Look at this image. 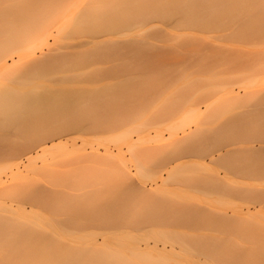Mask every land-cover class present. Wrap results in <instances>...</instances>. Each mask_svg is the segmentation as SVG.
Returning a JSON list of instances; mask_svg holds the SVG:
<instances>
[{"label": "rangeland", "instance_id": "rangeland-1", "mask_svg": "<svg viewBox=\"0 0 264 264\" xmlns=\"http://www.w3.org/2000/svg\"><path fill=\"white\" fill-rule=\"evenodd\" d=\"M153 23L156 24L158 29L160 27L162 29H165V31L164 30L163 31L168 36L167 48L156 49L158 53H163V55L162 54L160 55L162 56V58H160V56L158 55L159 59L162 60L161 61L162 63L164 61L163 57L167 54V52L170 53L168 54L167 57L165 56L166 59L168 58V60H166V62L168 61V65L166 67L167 72L165 71L160 72V73L156 72L157 73V75H155L156 77L155 79H157L156 81L152 80L153 79L152 78L151 79L152 81H149V82L142 81V85L139 84L140 82L139 83L136 82L139 84L138 91L133 88L134 91H136L134 92L133 95L132 94L131 96L128 95L129 96L128 98H123L122 100L119 101L120 106L118 110L115 112L114 111L111 112L114 115L116 114L115 116L114 115L109 116L106 113L104 115H100V114L97 115L95 117L96 122L99 121L98 123H101L102 125L100 126L101 130L99 129L97 130L96 129L97 127L96 128L94 127L96 130L92 128V130L85 131L84 129L86 127L87 129L91 128L90 126L91 122L90 123L88 122L89 125H87L88 123L84 122L86 123L83 126L85 128L81 129L80 132H78V130L73 131V132L66 131L60 136H55L53 138L47 139L45 142L38 143L37 145H35V148L32 149L30 152L29 151L23 152L22 150V153L19 152L17 154L18 156L17 155L12 156L9 153L10 151L9 147L11 146L9 145L10 143L8 142V140L11 139V137L9 139L8 138L5 139L0 136V154H1L0 155V189L14 183L17 175L19 176L26 175V177L28 176L35 177L34 175L38 174L36 176L41 177L42 175H39V173L40 174L42 173L41 170L43 171L45 169L44 171H47L46 169L48 168L50 170L52 168L54 169L58 168L59 171L63 170L64 168L63 172L67 169L69 171V169H74V168L75 169L77 168V170L81 168L83 171L84 169L92 168L95 173V170L100 171L102 168H105V169L107 167L109 168V166H106L107 161H109L108 165L114 166L115 165L114 163H116L115 162L116 160H119L120 162L124 160L123 162L127 164V168L130 171V176H131L130 181L132 180L130 182L132 185H130V188H127L128 190L126 191L128 193L133 194V192H131L133 190L134 191L133 196L131 194L130 196L128 194L126 195V192H124L125 191L124 189H123L124 191L120 189L121 193L119 192L120 190H118V193L112 191L116 193L117 195H119V198L116 195L111 196V194L113 195L114 193H110L109 195V190L105 188L106 186L109 188L110 180L109 182L105 180L104 184L106 185L104 186L97 184V182L99 181L98 180L96 182L97 184L96 185V184H93V180H92L93 178L91 179V176L89 177L90 178L89 187L87 183V180L89 178L87 180L85 179L86 185L84 183L83 184L79 183V181L84 182L82 181V179L79 178L80 179L78 181L79 185L82 184L85 186L83 187L81 186L82 188L79 187L81 189L77 191L76 189H72L68 185L69 183L67 184L65 181L63 183V180H66V179H67V182L68 181L74 182L75 180L71 178L72 175L71 176L69 175V177L72 180H68V177H67L68 175H67L66 176L67 178L61 181L64 187L68 185L67 187L70 189H68L67 187L64 188L63 186H57V187L51 186L52 183L51 185L50 183L48 184L46 181L47 178L45 177H42L40 179L37 177L34 178L36 180L34 183V185H36L35 188H38L40 191H43V193H45L44 197L46 195V191L48 192V188L49 190L51 188H53L54 190L55 188H58L57 190L60 192H63L64 190V193H63L64 196L63 195L62 196L65 197V199L67 197L68 201L65 200L67 201V203L74 200V202H71V204L73 203L74 207L72 205H71L72 207L69 206L70 205L69 204L67 206L68 208L66 207L68 211H66L65 213H62L61 210L54 211L58 207L51 211H48V210L52 208H47V207H44L45 210L43 208L39 210L41 214L49 221L50 226L49 225L48 227L46 226V229L52 232L56 231V238L59 239L60 241L58 242L59 244L62 242L63 246L66 244H67V247L75 246L74 249L84 248L90 245L104 247V246H107L106 244H108V246L111 249H113L114 251H118L117 257H116V259L118 260L116 259L114 260V263L118 261L117 264H170V263L171 264H226V263L227 264H249V262H252V264H260V262L264 260V164H263L264 163V153L262 154V157H258L259 160L253 159L251 157H254V156H251V153L247 150V148L251 147L257 150V148L261 146V148L264 150V31L260 32L259 34L250 33V32L245 33L241 36H238L239 38H233V39H228V38L215 39V42H219V44H223L224 46L228 47L227 52L223 53V55H228L230 59L208 60L205 58H199V55L198 54L194 55L195 54L194 52L183 50L182 48H179L176 45L173 46L175 42L174 40L175 33L189 31V32L201 34L200 31L197 29L194 30L191 28H186L187 25L182 16H179L178 14H172V15H168V20L166 21L156 20ZM155 29L158 30L157 28ZM162 29H160V31ZM149 31L150 33L154 32L153 30L151 31V29ZM55 33H56L55 38L57 41H55V43L52 45H56L58 43L69 42L70 40L71 41L74 40L76 37L78 38V35H76V37H75V34L71 35L72 32L70 31L68 24L62 26L59 29V31ZM150 33L148 34L151 35ZM160 33L161 32H157L156 34L152 33V34L157 36V38H159L163 36V34L159 36ZM137 34H140V33H134V35L136 36ZM203 35L212 37V35H215V34L205 33ZM19 36L20 34H18L15 37L19 41H22L21 38L23 35H21L20 38ZM152 36L146 35L144 31L143 33H141V36H140L141 38L139 36L137 37L139 39H142V37L143 39L145 38L144 39L145 42L153 41L156 44L158 43L159 45L160 44L162 45L161 42H163V39L161 40L160 38V42H159V39L157 38L153 37L154 39H157V40H153V38H151ZM49 39H50L49 40L50 43L54 42L53 41L54 38L50 37ZM172 40H174L173 43H171ZM162 46H165V45L163 44ZM155 48H152V49L154 50ZM37 49L38 48H36L35 53L39 54L41 50L37 51ZM156 50H154V52H157ZM25 52H27L25 54H29L30 50H25ZM16 54L17 53L14 52L13 55L15 56H12V57L8 56V57L13 58L14 60H17ZM194 56H197L198 58H195ZM10 58L8 59L6 58L8 66H10L12 63H13L12 64L13 66L18 63L15 61L16 63L15 64L13 62L14 60L12 61ZM139 58L141 57H138V59ZM157 58L158 57H156V60ZM243 59H247L248 62H244L242 64L241 61ZM160 60L155 61V64L153 62V65H155V67H158L156 65L160 64ZM139 61H143V60L141 59ZM146 61L148 62V60ZM134 63L136 64V62ZM149 63L150 62H148L147 64ZM133 65L131 66L134 67ZM164 65H165V62L163 63V66ZM89 66L83 69L84 72H86V70L88 72L94 69V67L98 68V69H95V71L93 70L92 73L94 74L96 73V71L100 72L99 67H101L102 65L94 64V65H89ZM131 66L130 68L132 69ZM83 70H81V72ZM133 70H135V68ZM150 71L152 72V70ZM84 72H82L83 76L86 74ZM151 72H150L151 75L156 74L155 72H152V73ZM139 73L141 76L142 75L144 76V74L150 75L148 74L149 72L146 73V72H143L142 70V72L137 73L135 78H137V76L140 77ZM89 74L90 73L86 75L88 76V78H91L89 77L91 76ZM96 74L94 76H97ZM100 74L101 72L99 73V75ZM57 75H60V74L46 75V77H44L45 75H43L42 77L38 79V81H41V82L42 80L48 81V80L53 79L51 78V76H53L55 78L53 80L55 81L60 82L62 80V82L63 81L66 82L70 80V77H71L73 80L72 79H71L72 81L70 80L71 83L69 85L74 83L73 81L75 78V83L73 85L74 89L76 86L83 88V87H86V86L89 87V85L90 86L92 85L94 87V84L98 85L99 87L100 86L103 87V88L100 87V89L101 88L105 89V88H108L107 87L108 85L106 87L103 85H106L107 83L108 84L110 83V85H112L113 83L111 81L115 83L111 87H114L116 86V84L119 83V82L118 83L115 82L116 81L115 79L107 78L109 80L107 81V79L102 78V75H100L102 79V81L100 82H97L98 80H95L96 78L101 80L100 77L98 76L95 78L93 77L94 78V79L92 78L93 80L91 79L93 82L96 81L95 83L89 80L87 76L86 77L84 76V77L87 78L91 83L89 81L85 82L86 79H84V77L81 75L80 77L76 75L75 76L73 75L70 77L61 75V77L64 76L65 78H61L60 76H58L59 80L55 77ZM153 76L154 75H152V77ZM77 77L80 79L83 77V80H84L83 82L79 80L80 81L79 85L77 83L78 81ZM149 77L148 79L151 78ZM48 78H51V79H48ZM66 78H69V79H66ZM131 80H132L131 82L126 81L127 84L129 83L128 85H131L130 83H133L134 85L138 86V84H135L133 82V81H136L134 80V78ZM138 80L140 81L141 79L138 78ZM144 81H145V78H144ZM65 82H63L64 85L68 84ZM97 83H100L101 85ZM122 84L123 86H121ZM122 84L118 86L122 87V89L123 87H127L126 86L127 84L125 86H124V83ZM69 85L68 86L66 85L64 87L72 88V86H69ZM134 85H132V87ZM88 87L86 89H89ZM71 88L70 90H72ZM116 88L118 89V87H115V89ZM94 89H96V86L94 87ZM80 90L83 91L82 89ZM96 90H99V89H96ZM107 112L109 111L107 110ZM93 124H95V121ZM125 131H128L129 135H127ZM199 132L202 133L201 135L205 134L203 136V139L206 140L208 138V142L207 141L201 142L206 145H204L203 147H199L201 148L200 151L196 152L194 148L198 146L195 147L196 144L195 145L193 144V142L195 141L193 140V138L191 139L190 135H193ZM6 135L7 134H5L4 137H6ZM126 135L130 138V141H129V138L125 140ZM187 136L190 137V140H191L190 143L194 145V147L193 145H191L192 148H189V149H192V151L194 150V154L189 155V152H185V151H184L185 154H182L183 153L182 151L178 156H175V157H172L174 155L173 153L171 157L165 154L167 151L165 147H168L169 143L173 144L174 141H178V140H180L181 142V139L182 138L184 139V137H187ZM195 138L196 136H194V139ZM197 138L199 139V137ZM12 140H14V138L11 139L10 141ZM186 141H188V139ZM186 141L185 143L182 142L184 146L187 143ZM199 141H202V140L199 139ZM11 143L14 144V141ZM15 143H16L15 145H17L18 142L15 141ZM174 144L175 145L173 148H176L175 146H178L177 148L181 146L180 148H182L183 146V145L176 144V142ZM209 144L210 145L213 144L212 148L210 149H209L210 147ZM220 144H222L221 146L223 147L219 150L217 149L216 151V146ZM189 145H186L187 149L183 147L182 150H186V151L189 150L188 149ZM14 147L18 148V145ZM14 147H11V149H14ZM207 147H208V150H206ZM168 148H170V146ZM234 148H240V150L232 154H227V155L225 154L223 156H220L221 154L225 153V150H231ZM155 149H157L158 151L159 149L160 150L162 149L159 152L164 154L165 157L164 155L161 156L159 154L158 156H156V154H153V156L155 157H152V156L141 157L140 155V151L148 150L146 152H150L151 150L154 151ZM16 151L14 149V152ZM20 151H21V146H20ZM162 151L165 153H163ZM175 151L176 149L174 150V152ZM204 151H207V152H204ZM171 152L169 151V153ZM176 153L177 152H175V154ZM227 156L229 158L232 157V159L228 160L226 158ZM119 161L117 163H120ZM46 166L48 167L46 168ZM16 167L19 168L18 173L15 172ZM59 168H62V169H59ZM115 168L117 169V167ZM49 169H48V173H51L49 172L50 171ZM36 170H40V171H36ZM58 170H57V173H58ZM71 171L72 170H70V172ZM63 172H60V173H63ZM60 173H58V175ZM64 173L61 175H65ZM77 174H78L77 176H79L80 172L79 173L77 172ZM82 175H87V174L84 173ZM90 175H92V173ZM85 177L87 178L88 175ZM93 177H96V176H93ZM116 177L117 176H115V178ZM75 178L76 180L78 179V177H75ZM114 180L112 179L111 183L112 181L114 182ZM73 182H71V184ZM115 183L116 181L112 184H115ZM100 184H102V182H100ZM112 184L110 186L111 190H115L114 186L116 187L117 185L118 186L121 185L119 188L124 186V185L122 186V184L119 185L118 181H117V185H114L113 187H112ZM105 189L107 191H105ZM54 190L52 191L54 192ZM87 190H89L88 193H87ZM135 190L137 193L135 192ZM40 191H39V194H42ZM139 191H140V194H139ZM60 192L58 193L59 196L61 195ZM67 192H68L69 198L67 196ZM106 192H108V194ZM54 193L56 194V191ZM123 193L126 195L127 199L130 198L129 201H126V202L128 203L130 202L129 204L132 203L131 205H134V206H131L128 203L125 204L124 201L127 199L124 200L125 195ZM144 193L145 194L147 193L148 195H145ZM71 194H74L75 196ZM77 194L78 195L80 194V196H78ZM136 194L138 196L143 194L144 197H142V195L139 196L140 198L142 197L141 201L142 200L145 201L147 196L150 197L151 195H152L151 198H148V199L153 200L155 198L153 196L154 194L157 195L156 196L157 198H158V195L160 194L159 196H163L166 199L169 198L168 200L165 199V201L166 202L169 201V203L172 202L174 206H172L173 208L170 210L171 206L169 207L167 206L170 204H167L165 202L166 204L164 205L168 207V210L165 207H163L164 205L162 204H161L162 205L161 207L165 208L166 211L168 212L164 213L165 210L162 208V212L164 214L161 213L160 209H159V212L155 213L154 212L155 210L153 209V207L156 205L153 204V207H151L149 205L151 201H149L148 199H146L148 200V202L145 201L147 204L145 202H141L140 198ZM76 195L79 198L75 199L74 197H76ZM86 195L88 197H84ZM90 195L91 197L92 196L93 197L89 198ZM120 195H121V198H120ZM50 197L51 196H49L48 198L50 199ZM111 197L113 198L112 203L114 204V202L117 201V204L119 206L116 205L117 208L115 210L113 209V210L108 211L109 208L106 209L105 204L107 200H109L108 202H111L110 201ZM83 198H84V201H81L83 200ZM87 198L88 200L89 199L93 200L94 201L93 204H90L92 203V201L91 202L88 201ZM131 198L135 199L136 201L139 200L137 201L138 204H134ZM161 198L162 197H160L159 199ZM61 199H60V202H61L60 205L63 206L64 200L61 201ZM77 199H80V202H83V204L86 203L85 200L90 203L89 204L86 203L84 205L79 203L80 204L79 205L78 204L79 200L78 202H76ZM94 199H96L97 201ZM158 200L154 199L153 202L156 203V201ZM118 201L121 204V206L118 203ZM0 202H5L7 205H12L13 208H15L18 205H22L26 208L27 212L28 211L30 212V214L34 210H38L36 207L34 208L32 206V203H30L29 201H24V203L23 202L19 203L17 199L15 198L13 199L3 198V200L0 198ZM67 203L65 205H67ZM75 203H77L76 206L77 205L79 206V208H77V211H78L77 214L75 212L76 215L73 213V211H76V206L74 205ZM142 203L146 204L147 206L149 205V207L146 206L147 208L143 209L145 205L143 206ZM87 204L89 205L90 209L87 207ZM127 204L129 205V207H127L128 206ZM84 206H86L85 208H88V209L86 210H84V208L80 209L81 207H84ZM136 206L141 207L143 211L139 212L138 214H131L128 210H125L126 208L131 209ZM189 206L192 208L193 211L191 210ZM100 207L103 209H100ZM112 207L113 206H110V208ZM71 208L72 209L74 208L73 211L69 210ZM158 208L159 206H157V208L155 207L156 211H158ZM176 208H178V210ZM194 208L198 210L196 211L194 210ZM148 209L151 210L150 213ZM63 210L65 211L64 207H63ZM97 210L100 212H98ZM53 211L56 213H54ZM58 212H60V214ZM146 212L148 213L146 214ZM170 212H172L173 214V215L171 214L172 216L170 215ZM202 212L203 214H201ZM204 212L206 213V215L204 214ZM1 213L2 211H0V214ZM126 213L127 215H125ZM153 213H155V215H153ZM157 213H159L160 215ZM175 213H178L179 215L178 214L175 215ZM184 213L185 214L188 213V214L185 215ZM5 214L10 215L9 213L3 212L4 217H7L5 216ZM129 214L130 216H128ZM162 214L163 215L168 214L166 217L167 219L165 218L167 221L162 220V216H163ZM97 215L100 216V218ZM188 215H190V217ZM205 216H208V217H205ZM170 218L172 221L177 223L175 224L174 222H172L175 226L171 225L172 224L170 223L171 220L170 222H168V219ZM203 218H205V220ZM218 218H220L222 222H219L220 220H217ZM221 218L226 219V221L229 220L228 221L229 223L227 224L224 221V224H223V220ZM9 219L13 220V218H9ZM56 219L58 220V223L55 221ZM87 219H89V221ZM155 219L157 220L160 219L161 223H160V220H159V223H156ZM173 219H175L176 221ZM184 219L185 220L187 219V222L184 221ZM188 219H189V223H188ZM190 219H193V220H190ZM199 220H201V222ZM104 221L106 222L109 221L107 225H109L110 223L111 224L109 226L106 225L104 227H101L102 225H105ZM164 221H166V225L165 223H163ZM235 221L237 222L235 223ZM115 222L117 225L119 223V225L118 226L116 225V227H115V224H113ZM195 222H198V223H195ZM204 222L205 224H203ZM232 222H234L235 225L238 224L237 227L234 224H232ZM217 223L219 224V228L216 226ZM181 224H183L184 226ZM188 224L190 228L188 227ZM222 224L225 227L222 226ZM229 224H232V226L230 225L231 227L228 228L227 225ZM206 225L207 227L208 225L210 226L207 228ZM58 226H60L61 228L60 227L58 228ZM193 226H195L196 228ZM226 226H227V229H225ZM220 229L222 230V232ZM63 230L65 231L63 232ZM103 238L106 239L105 244L103 243ZM174 238L177 240L178 244ZM203 239H205L204 243L206 244L208 243L210 248L213 247L212 248L213 250L210 249L212 250L211 252L209 250V247L206 244L202 245ZM210 239L212 240V243ZM194 240H198V242L200 241L199 244L203 248V250L201 249L200 246H199L200 250H198L199 249L198 244L196 245V243L198 242ZM0 241L2 242L3 239ZM4 241L6 242H3V243H6V244L9 243L7 242L8 239ZM191 241L195 242L193 243V245L195 244L194 246H192ZM13 242H10L9 245L12 246ZM17 242H18L17 246L19 248L14 247L15 250L13 253H15L16 251L18 252V249L19 250L21 249L20 252L26 253V254L24 253L25 257L22 258V256L24 255L22 256L17 255L20 258H17L16 256L15 257L10 256L9 258L7 256L9 260L10 259L19 260V259H36V258H57V257H51L52 254H54L52 256L56 255L58 256V258H60L61 256L68 254V252L67 254L65 252V250H67L66 246L65 248L63 247L64 249V251L62 250L63 252L60 251V253L57 252V254L53 253L54 251L53 252L50 251L51 247L49 249L47 247V250L45 248L47 253L49 252H52V253H49L50 255L47 254L48 256L47 255L44 256V254L41 255L44 252V248H42L43 250L39 248L40 249L39 250L38 247H35V245L33 246V244L35 243L31 242L33 243L31 244L29 243V241L28 242L26 241L27 243H25V241L20 242L19 240ZM19 243H23L22 245L29 243L28 246L26 245L28 248L26 249V246L24 245V251H22L23 248H20ZM36 243L38 245L41 242H36ZM146 243H150L149 245L156 244L157 250L146 248L145 247ZM6 244H2V245L0 244L1 246L5 245L4 247L0 249V252H2V254L5 253L6 255H8V252L10 250L8 249V246H6ZM170 244H174L175 246L174 251L182 255V256H179L180 257L179 259H177L178 257L172 258ZM210 244L213 246H211ZM29 245L31 247L33 246L35 249H37V252L39 253L41 252V253L40 254L37 252L36 254L32 253L31 251H33V248L29 249L31 248L29 247ZM163 245H165V248H163ZM205 245L208 247V249ZM222 247L224 248L223 250H221ZM4 248L6 250H4ZM11 248L14 249L13 246ZM28 249L29 251H27ZM208 250L210 253L208 252ZM46 251L44 253H46ZM68 251H69V248H68ZM217 252L219 253L216 254ZM13 253L9 252V255ZM2 254H0V257ZM215 254L218 257L217 259L221 258L220 259L221 261L216 259ZM72 256L70 254L71 258ZM88 257L89 256H86L85 258L82 257L85 263L91 261V263L89 262L90 264H92V262L93 264H95L94 262L97 259L96 260L94 258L89 259ZM1 258H3V256ZM7 258L4 257V259L6 260ZM82 258H80L81 259L80 261H82ZM235 258L237 261L235 260ZM4 259H1L0 261H3ZM77 259L79 258L77 257ZM97 262L98 260L96 261V264H98ZM82 263L83 262H81V264Z\"/></svg>", "mask_w": 264, "mask_h": 264}, {"label": "bare ground", "instance_id": "bare-ground-1", "mask_svg": "<svg viewBox=\"0 0 264 264\" xmlns=\"http://www.w3.org/2000/svg\"><path fill=\"white\" fill-rule=\"evenodd\" d=\"M113 2H115V0H0V134H1L0 136L2 138H5V139L6 138L9 139L10 137H11V139L14 138V140H12V141H10L11 139H9V140L7 139L8 142L10 143L9 145L11 147L18 145V148L14 147L15 151L17 149L16 152H14V149H11V147H9L10 148L9 153L12 156H16L19 152L22 153V150H23V152H28V151L30 152L32 149L35 148V145H37L38 143L45 142L47 139L53 138L55 136H60L61 134H63L66 131L67 132L68 131L73 132V131L78 130V132H80L81 129L85 128L83 126L88 122L89 123L91 122V125H90L91 128L87 129V127H86L84 129L85 131L92 130V128L94 130H96V129L101 130V128H100V126H102L101 123H98L99 121L96 122L95 117L97 115H99V114L104 115L105 113L108 114L109 116L114 115L111 112L112 111L115 112L118 110V108L120 106L119 101L122 100L123 98H128L129 96H131V94L133 95L134 92H136V91H134V89L138 91L139 84L142 85V81L143 82H149L152 80L156 81L157 79H155L156 78L155 75H157L158 72L159 73L163 72V71L167 72L166 67L168 65V61L166 62V60H168V58L166 59V57L170 53L167 52V54L165 55L166 57L165 56L163 57V60H164L163 63L165 62V65L163 66V63L161 62L162 60L159 59V56L161 54L163 55V53H158V51L156 49L167 48L168 36L164 32L165 29H162L161 27L158 29L156 24L153 23L156 20H165L166 21V20H168V15H172V14H178L179 16H182L185 20L186 25H187L186 28H191L194 30L197 29L200 31L201 34L189 32V31L181 32V33H175L174 34L175 42H174L173 46L176 45L177 47L182 48L183 50L194 52L195 53L194 55L198 54L199 58H205L208 60L230 59V57L228 55H223V53L227 52L228 47L224 46L223 44H219V42H215V39H225V38L233 39V38H239L238 36H241L245 33L250 32V33L259 34L260 32L264 31V22H262V19H261L259 0H155L156 3H159L161 5H177V6H173V7L162 6V7L148 9V10H139V9H133V8L106 9V8L91 7V5L113 3ZM82 5H89V7L82 8L81 7ZM65 17H67V18H65ZM66 24H68L70 31L72 32L71 35L75 34V37H76V35H78V38L74 37L75 39L72 41L70 40L69 42H65V43L56 42L58 44L52 45L55 43V41H57L55 38V35H56L55 32H58L59 29ZM153 28L154 29L157 28L158 30L155 29L156 30L155 31ZM150 29H151V31L153 30L154 32L150 33V31H149ZM160 29H162V30L160 31ZM144 31H145V34L148 36H152L153 34H156L157 32H161L159 36H161L162 34H163V36L157 38V36L153 35L151 38H153V37L157 38V39H159V42H160V38H161V40L163 39V42H161V43H162V45L164 44L166 47L162 46L161 44L159 45L158 43L156 44L153 41L145 42V40H144L145 38L143 39V37H142L143 40L139 39L137 36L140 37L141 33H143ZM132 33H133V35H132ZM134 33H140V34H137V36H136V35H134ZM148 33H150L151 35H149ZM205 33H213L215 35H212V37L211 36H204L203 34H205ZM16 34L17 35L20 34V36L23 35L21 38L22 41H19L18 39H16V37H15V36H17ZM20 36H19V38H20ZM142 36H143V34H142ZM50 37L54 38L53 39L54 42H52V43L49 42ZM154 38H153V40H157ZM174 40H172L171 43H173ZM36 48H38L37 51L41 50L39 54L35 53ZM152 48H155L154 50H156L157 52H154V50ZM173 48H175V47H173ZM25 50H30V53L25 54V53H27V52H25ZM17 51H19V52H17ZM14 52H16L18 54V55L16 54L17 60L10 58L12 56H15V55H13ZM79 52H81V53H79ZM164 52H165V50H164ZM154 53H156V54H154ZM8 56H10V57H8ZM155 56L158 57L157 58L158 61L160 60L161 65L160 64L156 65L158 67H155V65H153V62L155 64V61H157ZM138 57H141V58L138 59ZM194 57L198 58L197 56H194ZM6 58L7 59L10 58L12 61L14 60L13 61L14 63H15V61L18 63L17 64L15 63L16 65H14V66L12 65L13 63L10 66H8ZM148 58H150L151 60ZM160 58H162V56H160ZM141 59L143 61H139ZM146 60H148V62H150V63L147 64L148 62ZM134 62H136V64ZM241 62L243 64L244 62H248V60L243 59ZM133 63H134V65H133ZM94 64L102 65L101 67H99V71L101 72L100 75H102L103 79H107V78L115 79L116 80L115 82H117V83L121 82V83L120 84L118 83V84H116V86L111 87L112 85L115 84L113 81H111L113 83L112 85H110V83L103 85L105 87L108 85L107 86L108 88L104 87L105 89H102L103 88L102 86H100V87H102L100 89V87L98 85L94 84V87L96 86V89H99V90L94 89V87L92 85L91 86L89 85V87L86 86L83 88L82 87L80 88L78 86L79 89L76 86L77 88L75 87V89H76L75 90L73 88V85L75 83V78L73 77L74 83L69 85L71 83L70 80L72 79L70 76L76 75V76L80 77L81 73L84 72V70H83L84 68H86L89 65H94ZM142 64H143V66H142ZM131 65H133L134 67H132ZM130 66L132 67V69L130 68ZM135 66H137V67H135ZM162 67L163 68L165 67V68L163 69ZM134 68H135V70H133ZM95 69H98V68L94 67V69H92L88 72L86 70V72H84L86 74L90 73L89 75H91V76H89V77H91V78H88V76L86 74L84 76L85 77L87 76V78L89 80H91L93 77L95 78L97 76L100 77V79H101V76L99 75L100 72L96 71V73H98V74L92 73L93 70L95 71ZM81 70H83V71L81 72ZM142 70H143V72H146V73L149 72L148 74H150V72H151L150 70H152V72H155V73L157 72V73L152 74V75H154L153 77L151 74L150 75L144 74V76L143 75L141 76L139 73L140 77L137 76V78H135L137 73L142 72ZM53 74H60V75L55 76L58 80H59L58 76L61 77V75L70 77V80H68L66 82L63 81L65 83H68L65 85L62 82V80L60 82L53 80V79H55L53 76H51V78H53V79L48 78L51 80H48V81L45 80L46 82L43 80H42V82L38 81V79L40 77H42L43 75H45L44 77H46V75H53ZM95 74L97 76H94ZM64 76L61 78H65ZM81 76H83V73ZM83 77L81 78L82 80L80 78H78V81L76 80L78 85H79L80 81L81 82L84 81ZM85 77H84V79H86L85 82L89 81ZM148 77L150 79H148ZM133 78H134V80H136V81H133L135 84H138L140 82L138 84V86L134 85L133 83H130L131 85H128L129 83L127 84L126 81L131 82L132 81L131 79H133ZM138 78L141 80L139 81ZM144 78H145V81H144ZM66 79H69V78H66ZM146 79H147V81H146ZM95 80H98L97 82L102 81V79L99 80L98 78H96ZM107 81H109V80L107 79ZM95 82H93V83H95ZM136 82H138V83H136ZM122 83H124V86L127 84L126 86L128 88L123 87V89H122V87L118 86V85H121ZM97 84H100V83H97ZM103 84H105V83H103ZM66 85L72 86V88L66 87L67 88V90H66V88L64 87ZM132 85H134L135 87L134 86L132 87ZM97 86H98V88H97ZM121 86H123V84ZM87 87L89 89H86ZM115 87H118V89L117 88L115 89ZM70 88L72 90H70ZM80 89H82L83 91H81ZM107 110L109 112H107ZM109 113H111V114H109ZM93 118H95V119H93ZM94 121H95V124H93ZM84 122H86V123H84ZM89 123L87 125H89ZM94 127L95 128L97 127V128L95 129ZM4 131H6L7 133ZM85 131H83V132H85ZM125 133L127 135H129L128 131H125ZM199 133H196L197 135L196 134L190 135L191 139L193 138V140L195 141V142H193V140H192L193 144L194 145L196 144L195 147L198 146V147L194 148L196 152L200 151L201 148H199V147H203L204 145H206V144H203L201 142H203V141L208 142V138L207 139L205 138L206 140L203 139V136L205 134L201 135L202 133H200V135L202 136L201 137L199 135ZM5 134H7L6 137H4ZM8 134H10V135H8ZM127 135L125 137L126 139L124 138L125 140H127L129 138ZM194 136H196V138L199 137V139H201L202 141H199L198 138H197L198 140L196 138H195L196 139L195 140ZM190 137L189 136L184 137L185 140L182 138L184 141L181 139V142H180V140H178V141H174L173 144L169 143L168 147L170 146V148L165 147L167 150L166 153L163 152L164 150L162 152L167 154L170 157L173 154L174 155L172 157L178 156L182 151H183L182 154H185V152H189V155L194 154V150L192 151V149H189V148H192L191 145H193L190 143L191 142ZM186 138L188 139V141H186L187 140ZM13 141H14V144L11 143ZM15 141L18 142L17 145H15L16 144ZM129 141H130V138H129ZM185 141L187 143L189 142L188 144L186 143V145L190 144L188 146L189 150H187V151L182 150L183 147H185V149H187L186 148L187 146L186 145L184 146V144H183V143H185ZM196 141H198L199 143ZM175 142L178 145H183L182 148H180L181 146H179V148H177L178 146H175L176 148H173L175 145L174 144ZM177 142H179V143H177ZM19 144H21V145H19ZM194 145H193V147H194ZM212 145L209 144V146H210L209 149L212 148ZM221 145L222 144L216 146V151H217V149L219 150L223 147ZM20 146H21V151H20ZM9 148H8V150H9ZM24 149L27 151H25ZM173 149L174 150L176 149V151H175V152H177L176 154H175ZM178 149H179V151H178ZM261 149H262L261 146H259V148H257V150L254 148H251V147L247 148V150L251 153V156H254L251 158L258 159V160H259L258 157H262V154L264 153V150L263 149L261 150ZM161 150L159 149V151H161ZM168 150L170 152L171 151L172 152L169 153ZM206 150H208V147L206 148ZM239 150H240V148L225 150V153L221 154L220 156H223L225 154L226 155L232 154V153H235ZM143 151H140L141 157H144V156L155 157V156H153V154H156V156H158V154L161 156L164 155V154L160 153L157 149L154 150L155 152L153 150H151L150 152H146L148 150H143ZM204 152H207V151H204ZM143 154H145V155H143ZM11 155H9V156H11ZM164 157H165V155H164ZM226 158L228 160L232 159V157L229 158L228 156ZM233 159H235V158H233ZM118 161L119 160H116L115 162L117 163ZM123 161L122 162L119 161L120 163H117V164L114 163L115 164L114 166L108 165L109 161H107L106 166H109V168H111V169H109L108 167L106 169L102 168L100 171L95 170V173H94V170L92 168H88L89 170L84 169V171L81 168L78 170H77V168L76 169L75 168L69 169V171H68V169L66 168L67 170L64 171L66 173L63 172L64 168L61 171H59L58 168H56L58 170V173L63 172L65 174V175H61L63 173H60L58 175L56 169L52 168L54 170H52V169L50 170L48 168L50 170L49 172H51L53 175L51 173H48V169H46L47 171H44L45 170L44 169L43 171L41 170L42 173L44 172L43 173L44 175L42 173L41 174L39 173V175H42V176L41 177L36 176L38 174H36L34 172L36 174L34 176L39 178V179L42 177L47 178L48 179V180L46 179L47 183L48 184L50 183V185L52 183L51 186H54V187H57V186H63L64 187V185H62V184L65 181L67 184L69 183L68 185L72 189H76V191L81 189L83 186L86 185V180L90 176H91V179L93 178L92 179L93 184H96V182L99 180L97 182V184L102 185V186L106 185V184H104L105 180L107 182H109V180H110V182H109L110 186L112 183H114L116 181L115 184H112V187L114 185H117V181H118L119 185L122 184V186L123 185L124 186L121 188H119L121 185L120 186L117 185L116 187L114 186L116 191L111 190V187L109 185L108 186L110 189L106 186L105 188H107L109 190V195H110V193H114V192L118 193V190L124 189L125 191L124 190L123 191L126 192V195L128 194L130 196L131 193H128L126 190H128L127 188H130V185H132L130 183L132 180L130 181L131 176H130V171L127 168V164H125ZM106 166H104V167H106ZM47 167L48 166H46V168ZM115 167H117V169ZM18 169L19 168L16 167V169H15L16 173H18ZM59 169H62V168H59ZM70 170H72V171L70 172ZM36 171H40V170H36ZM101 171H103V172H101ZM104 171H105V173H104ZM77 172L78 173L80 172L79 176H77L78 175ZM88 172H90V173H88ZM96 172L98 173V175ZM45 173H47V174H45ZM84 173H86L88 175L87 178L85 177L87 175H82ZM91 173H92V175H90ZM69 175L70 176L72 175L71 178H73V180H75L74 181L75 183L73 181H71V182H73L71 184L70 181L67 182V179L63 180L67 177H68V180H72L69 177ZM63 176H64V178H63ZM80 176H82V177H80ZM93 176H96V177H93ZM115 176H117L118 178L117 177L115 178ZM35 177H32V176L26 177V175H24V176L23 175H21V176L17 175L14 183L0 189V198L2 200H3V198H9V199L15 198V199H17V201L19 203H21V202L24 203V201H29L30 203H32V206L34 208L36 207L38 209V210H34L30 214V212L28 211L29 212L28 213L26 211V208L22 205H18L15 208H13L12 205H7L5 202H0V211H2V213L0 214V240L3 239L2 242L0 241V244L1 245L6 244L3 242H6L4 240L8 239L7 242H9V243H7L8 245L6 244V246H8L10 253H13L15 248L18 247L17 246L18 240L20 242L25 241V243H27L28 241H29V243L33 242V243H35V244L31 243V244H33V246L35 245V247H38V249L44 248V252L47 250V247H48V249L51 247L50 251H52V252L54 251L53 253H56V254H57V252L60 253V251H62V250L64 251L63 247L65 248V246H66V249H67V250H65L66 254L68 252V254H71V256L73 255L74 258L76 257L75 260L77 259V257L79 258L77 260L80 261L81 260L80 258H82V257L85 258L86 256H89L88 257L89 259L90 258H92V259L94 258L95 260L97 259L98 264H110V263L111 264H117L118 261L114 263V260L117 257L118 251H114L113 249H111L108 246V244H106L107 246H104V247H98L96 245H90V246H87L84 248L74 249L75 246L74 247L71 246L72 247L71 248L70 246L67 247V244L63 246L62 242L60 244L58 243L60 241H59V239L56 238V231L52 232V231H48L46 229V226L48 227V225H49V221L41 214V212L39 210H41V208L44 209V207H47V208H52V209L48 210V211H51V210L58 207L54 211L61 210L62 213H65L66 211H68L67 206L69 204H70L69 206H71V205L73 206V203L71 204V202H74V200L67 203V201H68L67 197H66V199H65V197H63L64 196V194H63L64 190H63V192H60L57 190L58 188H55V190L53 188H51L49 190V188H48V192L46 191V195H45L46 199H45V197H44L45 193H43V191H40L38 188H35V186H36V185H34V183L36 181L34 179ZM75 177H78V179L76 180ZM97 177L98 178L100 177V178L98 179ZM32 178H33V180H32ZM79 178L82 179V181H84V182H80ZM103 178H104V180H103ZM112 179L113 180L115 179V180H114V182L112 181V183H111ZM116 179H118V180H116ZM62 180H63V183H61ZM89 180H90V178L87 180L88 187H89ZM94 180H95V182H94ZM32 181H33V183H32ZM78 181H79V183H82V184L84 183L85 185H82V184L79 185ZM58 182H60V183H58ZM76 182H77L78 186H77ZM100 182H102V184H100ZM54 183L56 186L54 185ZM70 184L72 186H74L75 184L76 185L74 187H72ZM33 186H34V188H33ZM67 186H65V187H67ZM125 186H127V187H125ZM77 187H78V189H77ZM79 187H81V188H79ZM85 188H83V189H85ZM68 189H70V188H68ZM103 189H104V187H103ZM52 190H54V192L56 191V194ZM39 191L42 194H39ZM49 191H50V193H49ZM105 191H107V190L105 189ZM105 191H103V192H105ZM112 191H114V192H112ZM130 191H131V189H130ZM59 192L61 194L60 196L58 194ZM88 192H89V190H87V193ZM119 192L121 193V190ZM131 192H133V194H134L133 190ZM135 192H136V190H135ZM106 193L108 194V192H106ZM116 193H114L113 195L111 194V196L116 195L119 198V195H117ZM133 194H131V195L133 196ZM139 194H140V191H139ZM71 195H74V194H71ZM77 195H76V197H74L75 199L79 198V197H77ZM91 195L89 196V198L91 197ZM126 195H125V198L123 197L124 200L127 199ZM141 195H142V197H144L143 194H141ZM141 195H139V196H141ZM145 195H148V194L146 193ZM159 195L157 198L156 197L157 195L154 194L153 195L155 197L154 199L158 200L160 197H162L164 200L161 198L158 201H156V203L153 202L154 199L153 200L148 199V198H151L152 195L150 197L147 196V198H146L149 201H151L149 204L151 207H153V204L156 205L153 207V209L155 210L154 212L155 213L159 212V209H160L161 213H163L162 208L165 207L168 210L169 206H171V208H170V210H171L173 208L172 206H174L172 204V202H170V203H169V201L166 202L165 201L166 198L163 196H159ZM49 196H51L52 198L50 197V199H49L48 198ZM65 196H66V194H65ZM67 196H68V192H67ZM78 196H80V194ZM61 197H62V199H61ZM84 197H88V196L86 195ZM68 198H69V196H68ZM120 198H121V195H120ZM141 198H140V201H141ZM60 199H61V201L67 200L65 202L63 201V203H64L63 206L60 205V203H61ZM80 199H77V201L76 200L75 201L78 202V200H79L78 204L79 203L83 204V202H80ZM99 199H100V197H99ZM129 199L130 198H128L125 201L123 200L125 202V204L128 203L126 201H129ZM146 199H145V201L148 202V200H146ZM168 199L169 198H167L166 200H168ZM87 200H88V198H87ZM94 200H96V199H94ZM112 200H113V198L111 197L110 198L111 202H108L109 200H107L108 203L106 202V204H105L106 209L109 208L108 211L113 210V209L115 210L117 208L116 205L119 206L117 204V201H115L113 204ZM132 200H133L132 202H134V204H138L137 201H139V200H137V201L135 199H132ZM81 201H84V198ZM88 201H90V202L92 201V203H90ZM88 201L85 200V202L88 204L89 203L93 204V202H94L91 199H89ZM119 201H120V199H119ZM119 201H118V203H119ZM145 201L142 200L141 202H145ZM165 202L167 204H170V205H167L168 207L165 206L164 205V204H166ZM66 203H67V205H65ZM86 203H84V204H86ZM121 203H122V201H121ZM151 203H152V205H151ZM57 204H58V206H57ZM76 204L77 203H75L74 205L76 206ZM88 204H87V207L89 208ZM94 204H96V203H94ZM131 204H129V205H131ZM146 204H143V206L145 205V207L142 206L143 209L149 207V205L147 206ZM161 204L164 206L161 207L162 206ZM50 205H51V207H50ZM129 205L127 207H129ZM77 206H76V211H73L74 208L73 209L71 208L69 210H72L74 214H75V212L77 214V212H78L77 208H79V206L78 207ZM110 206H113V207L110 208ZM120 206H121V204H120ZM131 206H134V205H131ZM157 206H159L158 211H156V209H155V207L157 208ZM177 206H178V204H177ZM63 207L65 208V211L63 210ZM85 207L86 206L81 207L80 209H82V208H84V210L88 209ZM101 207H100V209H103ZM121 208H123V207H121ZM165 208H163L165 210L164 213L168 212V211H166ZM106 209H105V211H106ZM176 209L178 210V208H176ZM125 210H129V209L126 208ZM148 210L150 213L152 208H151V210L150 209H148ZM177 210H176V212H177ZM191 210H192V208H191ZM194 210H196V209L194 208ZM142 211H140V212H142ZM3 212L9 213L10 215L5 214V216H7V217H4ZM98 212H100V211H98ZM188 212H189V210H188ZM54 213H56V212H54ZM58 213L60 214V212H58ZM70 213H71V211H70ZM147 213L148 212H146V214ZM155 213H153V215H155ZM198 213H199V211H198ZM157 214H159V213H157ZM171 214H172V212H170V215ZM176 214H178V213H175V215ZM186 214H188V213H186ZM201 214H203V212ZM204 214L206 215L205 212H204ZM125 215H127V213ZM165 215L162 216V220L167 219L166 217L168 214L166 216ZM128 216H130V214ZM188 216L190 217V215H188ZM98 217L100 218V216H98ZM147 217H149V216H147ZM179 217H181V216H179ZM202 217H204V216H202ZM205 217H208V216H205ZM9 218H13V220H11ZM176 218H177V216H176ZM133 219H132V221H133ZM203 219L205 220V218H203ZM87 220L89 221V219H87ZM129 220H131V219H129ZM155 220H156V223H159L160 219L159 220L155 219ZM170 220H171V218L168 219V222H170ZM173 220H175V219H173ZM190 220H193V219H190ZM201 220H202V218H201ZM201 220H199V221L201 222ZM217 220H220V218H218ZM222 220H223V224H224V221L227 224L229 223L228 222L229 220L228 221H226V219H222ZM55 221L58 223L57 219ZM113 221H111V222H113ZM166 221L163 222V223H165V225H166ZM184 221L187 222V219L186 220L184 219ZM196 221H197V219H196ZM104 222H105V225L101 226V224H100L101 227H104L107 225V223H109V221L108 222L104 221ZM172 222H174V221L171 220L170 223H172ZM191 222H193V221H191ZM205 222L203 224H205ZM219 222H222V221L220 220ZM236 222L237 221H235V223ZM160 223H161V220H160ZM188 223H189V219H188ZM195 223H198V222H195ZM113 224H115V227H116V225H117L116 222ZM175 224H177V223H175ZM179 224H180V222H179ZM185 224H187V223H185ZM223 224H222V226H224ZM232 224H234V222H232ZM232 224L227 225L228 228L231 227ZM109 225H107V226H109ZM118 225H119V223H118ZM171 225H174V224L172 223ZM181 225H183V224H181ZM181 225H180V227H181ZM190 225H192V224H190ZM237 225H235V226L237 227ZM209 226L210 225H208V227ZM216 226L219 228L218 223L216 224ZM227 226L225 229H227ZM59 227L60 226H58V228ZM186 227H187V225H186ZM188 227H189V224H188ZM193 227H195V226H193ZM198 227H199V225H198ZM206 227H207V225H206ZM203 228H204V226H203ZM243 228H244V226H243ZM246 229H244V230H246ZM64 231L65 230H63V232ZM221 232H222V230H221ZM207 239H209V238H207ZM105 240L106 239L103 238L104 244L106 243ZM204 240L205 239H203L202 245L206 244V243H204ZM35 241L41 242V243H39L37 245V243ZM187 241H186V243H187ZM194 241L198 242V240H194ZM194 241H191L192 246L195 245V244L193 245V243H195ZM210 241L212 243L211 239H210ZM10 242H13L12 246H13V248L15 247L14 249H12L11 248L12 246L9 245ZM43 242L46 244V246ZM176 242H177V240H176ZM199 242L196 243V245L198 244V248L200 246ZM54 243L56 245H59V246L62 245V247H59V248L52 247V245ZM22 244L23 243H19L20 248H23L22 251H24V245L28 246V244H24V245H22ZM149 244L150 243H146L145 247L149 248V249L157 250L156 244H154V245H149ZM177 244H178V242H177ZM1 245H0V249L5 246V245H3V246H1ZM41 245H43L44 247ZM206 245L209 247L208 243ZM27 246H26V249L28 248ZM33 246L31 247L29 245V247H31L29 249L33 248V251H31V252L36 254L37 249H35ZM211 246H213V245H211ZM208 247H207V249H208ZM45 248H46V250H45ZM68 248H69V251H68ZM163 248H165V245H163ZM170 248H171V252H172L171 253L172 258L178 257L177 259H179L180 258L179 256H182V255H180V253L174 251V249H175L174 244H170ZM212 248L209 247V250ZM29 249L27 251H29ZM201 249L203 250L202 247H201ZM223 249L224 248L222 247L221 250H223ZM4 250H6V249L4 248ZM20 250L18 249V252L20 254L16 251L17 254L15 252L11 255H9V252H8V255H6L5 253L2 254V252H0V254H2L1 257L3 256V258L0 257V260L4 259V257L7 258V256L9 258H10V256H12V257L16 256L17 258H20L18 256H22L25 253V252H20ZM198 250H200V248ZM209 250H208V252H209ZM212 250H210V252ZM218 250H220V249H218ZM227 251H229V250H227ZM44 252L41 255L44 254V256H45L49 253H52V252L47 253V251H46V253H44ZM204 252H205V250H204ZM37 253H39V252H37ZM218 253L219 252H217L216 254H218ZM216 254H215V256H216ZM52 255H54V254H52ZM52 255H51V257H57L58 258V256H56V255L52 256ZM61 255H62V253H61ZM30 256H31V254H30ZM73 256H72V258H73ZM23 257H25V255L22 256V258ZM32 257H34V256H32ZM35 257H37V256H35ZM9 258H7V260H9ZM17 258H15V259H17ZM83 258H82V261H80V262L85 263ZM217 258L218 257L216 256V259ZM220 259H217V260L221 261ZM4 260H6V259H4ZM10 260H12V259H10ZM116 260H118V259H116ZM225 260H227V259H225ZM235 260H236V258H235ZM96 261L94 262L95 264H96ZM89 262L91 263V261H89ZM89 262H87V263H89ZM87 263H85V264H87ZM232 263H233V261H232ZM92 264H93V262H92Z\"/></svg>", "mask_w": 264, "mask_h": 264}, {"label": "snow or ice", "instance_id": "snow-or-ice-1", "mask_svg": "<svg viewBox=\"0 0 264 264\" xmlns=\"http://www.w3.org/2000/svg\"><path fill=\"white\" fill-rule=\"evenodd\" d=\"M162 6L173 7L177 5H161L156 3L155 0H115L113 3H105V4H96L91 5V7L96 8H133L139 10H148L153 8H158ZM82 8H87L89 5H82ZM259 8L261 11V19L264 22V0H259ZM131 214H138L142 211V208L139 206L133 207L128 210ZM52 247L59 248L61 246L56 245L55 243ZM0 264H81L80 261L72 259L70 254L61 256L60 258H36V259H20V260H3L0 261ZM252 264V262H249ZM260 264H264V260L260 262Z\"/></svg>", "mask_w": 264, "mask_h": 264}]
</instances>
